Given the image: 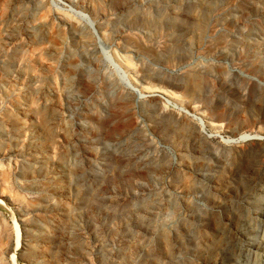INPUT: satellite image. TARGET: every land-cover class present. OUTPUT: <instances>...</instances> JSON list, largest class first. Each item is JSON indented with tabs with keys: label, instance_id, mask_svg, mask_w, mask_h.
Instances as JSON below:
<instances>
[{
	"label": "rangeland",
	"instance_id": "obj_1",
	"mask_svg": "<svg viewBox=\"0 0 264 264\" xmlns=\"http://www.w3.org/2000/svg\"><path fill=\"white\" fill-rule=\"evenodd\" d=\"M0 264H264V0H0Z\"/></svg>",
	"mask_w": 264,
	"mask_h": 264
},
{
	"label": "water",
	"instance_id": "obj_2",
	"mask_svg": "<svg viewBox=\"0 0 264 264\" xmlns=\"http://www.w3.org/2000/svg\"><path fill=\"white\" fill-rule=\"evenodd\" d=\"M249 138H250V136L248 135V136H246L245 138H241V137H240V138H238L237 140H242V139L245 140V139H249Z\"/></svg>",
	"mask_w": 264,
	"mask_h": 264
},
{
	"label": "bare ground",
	"instance_id": "obj_3",
	"mask_svg": "<svg viewBox=\"0 0 264 264\" xmlns=\"http://www.w3.org/2000/svg\"><path fill=\"white\" fill-rule=\"evenodd\" d=\"M246 136H248V135L242 134L241 138H245Z\"/></svg>",
	"mask_w": 264,
	"mask_h": 264
}]
</instances>
